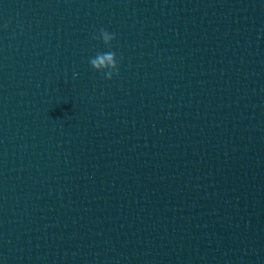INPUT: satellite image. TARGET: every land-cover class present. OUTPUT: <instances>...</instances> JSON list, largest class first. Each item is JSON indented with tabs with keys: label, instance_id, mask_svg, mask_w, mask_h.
<instances>
[{
	"label": "water",
	"instance_id": "1",
	"mask_svg": "<svg viewBox=\"0 0 264 264\" xmlns=\"http://www.w3.org/2000/svg\"><path fill=\"white\" fill-rule=\"evenodd\" d=\"M0 264H264V0H0Z\"/></svg>",
	"mask_w": 264,
	"mask_h": 264
},
{
	"label": "clouds",
	"instance_id": "2",
	"mask_svg": "<svg viewBox=\"0 0 264 264\" xmlns=\"http://www.w3.org/2000/svg\"><path fill=\"white\" fill-rule=\"evenodd\" d=\"M98 33L99 38L105 44H111L115 39V33L109 32L105 28H100ZM89 63L98 71L103 69L105 71V79H111L114 74H118L116 53L114 51H109L102 55L98 54L96 57L90 59Z\"/></svg>",
	"mask_w": 264,
	"mask_h": 264
}]
</instances>
